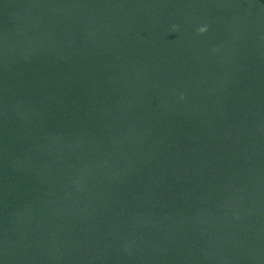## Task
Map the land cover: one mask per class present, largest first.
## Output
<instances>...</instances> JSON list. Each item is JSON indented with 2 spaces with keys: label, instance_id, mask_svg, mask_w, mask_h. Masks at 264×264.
<instances>
[{
  "label": "water",
  "instance_id": "95a60500",
  "mask_svg": "<svg viewBox=\"0 0 264 264\" xmlns=\"http://www.w3.org/2000/svg\"><path fill=\"white\" fill-rule=\"evenodd\" d=\"M0 264H264V0H0Z\"/></svg>",
  "mask_w": 264,
  "mask_h": 264
}]
</instances>
